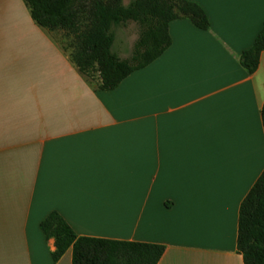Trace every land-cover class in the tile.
Instances as JSON below:
<instances>
[{"label": "crops", "instance_id": "0c3cea01", "mask_svg": "<svg viewBox=\"0 0 264 264\" xmlns=\"http://www.w3.org/2000/svg\"><path fill=\"white\" fill-rule=\"evenodd\" d=\"M171 45L116 88L82 73L26 0H0V264H73L40 223L159 243L158 264H245L241 202L264 170V0H191Z\"/></svg>", "mask_w": 264, "mask_h": 264}, {"label": "trees", "instance_id": "16d2710c", "mask_svg": "<svg viewBox=\"0 0 264 264\" xmlns=\"http://www.w3.org/2000/svg\"><path fill=\"white\" fill-rule=\"evenodd\" d=\"M32 18L49 30L61 29L73 34L75 47L71 58L88 77H99V88H116L133 71L146 67L171 45L169 23L188 17L201 29L210 21L205 10L191 0H135L127 8L120 0H26ZM124 17L151 18L138 41L143 50L133 60L119 58L112 51V20ZM264 51V26L253 45L241 54L242 65L253 73ZM264 126V105L261 110ZM46 238L55 239L54 261L72 248L73 264H158L165 246L159 243L79 236L57 212L52 211L40 223ZM237 245L245 264H264V170L241 202Z\"/></svg>", "mask_w": 264, "mask_h": 264}, {"label": "rangeland", "instance_id": "374dc122", "mask_svg": "<svg viewBox=\"0 0 264 264\" xmlns=\"http://www.w3.org/2000/svg\"><path fill=\"white\" fill-rule=\"evenodd\" d=\"M109 1V0H104ZM135 0H120L121 6L130 7ZM151 18H133L124 17L119 20H112L109 24V32L113 35L112 51L121 59L133 60L134 55L143 50L139 47L138 41L146 29L153 25ZM55 34L62 37V44L65 50L70 54L75 47V39L73 34H69L63 30L57 31ZM89 77L96 80L95 77Z\"/></svg>", "mask_w": 264, "mask_h": 264}]
</instances>
